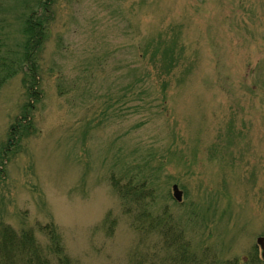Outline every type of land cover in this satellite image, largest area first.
Wrapping results in <instances>:
<instances>
[{
    "label": "rangeland",
    "instance_id": "1",
    "mask_svg": "<svg viewBox=\"0 0 264 264\" xmlns=\"http://www.w3.org/2000/svg\"><path fill=\"white\" fill-rule=\"evenodd\" d=\"M41 2L0 0L2 56L29 5L46 36L39 100L0 88V221L57 264H264V0Z\"/></svg>",
    "mask_w": 264,
    "mask_h": 264
},
{
    "label": "trees",
    "instance_id": "2",
    "mask_svg": "<svg viewBox=\"0 0 264 264\" xmlns=\"http://www.w3.org/2000/svg\"><path fill=\"white\" fill-rule=\"evenodd\" d=\"M54 3V0H42L41 6L44 9V11L51 10V5ZM33 5H36V3L33 1ZM31 6V5H29ZM27 7L28 11L30 12L28 15L24 14L22 18L24 19V27L23 31L21 32L24 37V45H23V52L18 56L14 57V59H9L0 54V88L2 85L10 79L12 76L17 74L18 66H21L22 63H27L29 66H27L28 73L24 74L23 81L26 78V84L28 86L29 95L31 98H35L37 101L39 100V90H38V80H40V70L35 68V62H34V52L33 50H36L35 48L42 45L43 40L45 39V33L43 23L44 21H41L40 19H36V13L34 10H32L30 7ZM33 7V6H32ZM31 16V17H30ZM36 19V20H35ZM41 22V23H40ZM50 22V19L46 20V24ZM46 26V25H45ZM47 29V26H46ZM30 78L29 81H27V78ZM40 82V81H39ZM63 92L60 89L59 95L62 96ZM32 107V106H31ZM19 127L22 126V123L18 124ZM14 131L16 127L13 128ZM25 130V127H22V130L20 128L18 131L15 132V140L21 141L22 137L25 134L23 131ZM117 183V182H115ZM116 187V185H114ZM132 187H128L127 191H130ZM169 218V217H168ZM170 219V218H169ZM167 221L168 226L165 227L166 234L164 235L165 243L167 245H174L176 241H178V238L176 237L177 232V226L173 222V227L170 225V222L166 218H160L158 220V225L160 228H164V222ZM171 220V219H170ZM48 225H46L47 227ZM49 235L52 237V241H50V244L45 248V251L42 253V249L39 246L38 243L35 242L34 238H32L31 233L28 231H23L20 234L16 235L15 230L0 221V249L2 252H0V264H16V261H21V257L25 256V263L26 264H57L54 262V260H58V263H60L61 254H62V247L60 245L59 239L57 237V233L55 228L52 225H49L48 227ZM175 229V230H173ZM159 233H164L163 231H160ZM34 237V236H33ZM33 241H30L32 240ZM5 241V243H4ZM23 245L26 247V253L23 254L18 248H21L20 246ZM183 245L180 246L182 248ZM30 250V251H29ZM66 260H64L63 263H65Z\"/></svg>",
    "mask_w": 264,
    "mask_h": 264
},
{
    "label": "water",
    "instance_id": "3",
    "mask_svg": "<svg viewBox=\"0 0 264 264\" xmlns=\"http://www.w3.org/2000/svg\"><path fill=\"white\" fill-rule=\"evenodd\" d=\"M173 193H174V198L177 201H181V193L177 190L176 187H173ZM258 244L261 246L262 250L264 251V238L258 239ZM263 258H264V253H263Z\"/></svg>",
    "mask_w": 264,
    "mask_h": 264
}]
</instances>
